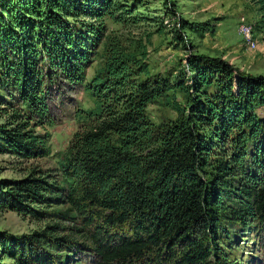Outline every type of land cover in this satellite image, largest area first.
Instances as JSON below:
<instances>
[{
	"label": "trees",
	"instance_id": "obj_1",
	"mask_svg": "<svg viewBox=\"0 0 264 264\" xmlns=\"http://www.w3.org/2000/svg\"><path fill=\"white\" fill-rule=\"evenodd\" d=\"M255 1L264 18V0ZM113 7L111 0H0V77L18 95L6 112L11 122L0 126V154L51 155L55 77L83 86L93 104L76 112L79 130L59 156L58 177L32 171L0 184L1 208L54 223L14 245L0 236L4 256L60 264L40 250L50 246L88 249L97 264H231L219 245L223 220L255 225L264 240V119L256 112L264 78L191 57L180 83L152 85L139 80L149 73L139 58L145 48L128 52L108 36L104 66L85 83L102 26L79 16L101 22L116 15ZM177 91L190 98L186 107ZM159 100L180 116L161 134L147 116Z\"/></svg>",
	"mask_w": 264,
	"mask_h": 264
},
{
	"label": "rangeland",
	"instance_id": "obj_2",
	"mask_svg": "<svg viewBox=\"0 0 264 264\" xmlns=\"http://www.w3.org/2000/svg\"><path fill=\"white\" fill-rule=\"evenodd\" d=\"M111 2L116 5L112 10L116 13L115 17L105 16L100 22L89 15L79 16L80 21L96 27L102 26L98 32L99 40H95L97 44L91 46L85 83H90L104 66L103 51L108 36L115 37L128 52L145 48L146 58H139L144 59L149 73L140 76L139 80L152 85L169 83L175 86L180 83L189 74L187 63L191 57L221 60L237 72L238 77L264 78V18L255 0ZM69 21L74 23V18ZM8 84L0 77V126H8L11 121L6 112L17 104V91ZM48 88L51 93L48 106L51 120L55 123L52 128L47 129L51 135V155L43 159L25 160L11 154H0V184L26 178L32 171L58 177L59 156L68 148L79 130L75 120L76 112L89 109L93 104L84 94L83 86L71 85L62 78L55 77ZM175 93L181 106L186 107L190 98L178 91ZM161 102L159 100L147 108V116L159 134L180 119L174 110ZM256 112L260 119H264V105L259 106ZM36 132L43 135L46 131L38 128ZM215 153L216 158L221 154ZM223 221L224 230L222 229L221 235L224 237L220 239L221 235H218V238L228 262L264 264V240L259 227L251 225L244 229L239 224ZM52 224L53 221L40 222L0 207V236L13 245L23 238L47 231L46 227ZM50 245L53 246L52 241ZM40 250L60 259V264H97L93 253L84 248H54L52 252L50 246H41ZM4 255L0 246V264H18Z\"/></svg>",
	"mask_w": 264,
	"mask_h": 264
}]
</instances>
